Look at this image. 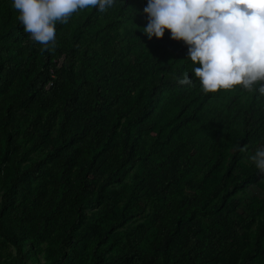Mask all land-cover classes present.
I'll return each mask as SVG.
<instances>
[{"label": "trees", "instance_id": "16d2710c", "mask_svg": "<svg viewBox=\"0 0 264 264\" xmlns=\"http://www.w3.org/2000/svg\"><path fill=\"white\" fill-rule=\"evenodd\" d=\"M146 4L89 6L41 51L0 0L3 264H264V173L245 158L264 97L178 83L187 46L149 40Z\"/></svg>", "mask_w": 264, "mask_h": 264}, {"label": "clouds", "instance_id": "9594fccd", "mask_svg": "<svg viewBox=\"0 0 264 264\" xmlns=\"http://www.w3.org/2000/svg\"><path fill=\"white\" fill-rule=\"evenodd\" d=\"M115 0H12L17 19L41 51H54L56 25L89 6L101 12ZM151 40L170 38L187 46L192 78L184 72L181 85L199 82L204 95L219 90L257 92L264 97V0H147L143 9ZM239 147V146H238ZM241 151L245 150L240 148ZM264 173V147L250 156Z\"/></svg>", "mask_w": 264, "mask_h": 264}, {"label": "rangeland", "instance_id": "374dc122", "mask_svg": "<svg viewBox=\"0 0 264 264\" xmlns=\"http://www.w3.org/2000/svg\"><path fill=\"white\" fill-rule=\"evenodd\" d=\"M257 148H253L249 151H247V156H245L246 159H250V156L255 153ZM2 187L0 186V195H1ZM261 192L255 188L252 187L248 192V198L243 201L242 206L246 208H250V205L254 198H260ZM253 207V206H252ZM255 207H253L254 209ZM15 254V249L8 244V242L4 241L2 238H0V264H3L5 260L10 259ZM25 264H36L31 259H27Z\"/></svg>", "mask_w": 264, "mask_h": 264}]
</instances>
